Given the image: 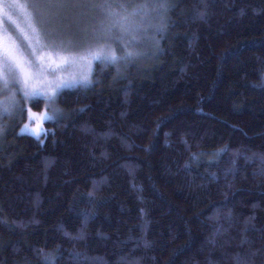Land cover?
Returning <instances> with one entry per match:
<instances>
[{"label": "trees", "instance_id": "16d2710c", "mask_svg": "<svg viewBox=\"0 0 264 264\" xmlns=\"http://www.w3.org/2000/svg\"><path fill=\"white\" fill-rule=\"evenodd\" d=\"M167 2L40 137L25 104L0 131V264H264V0Z\"/></svg>", "mask_w": 264, "mask_h": 264}, {"label": "snow or ice", "instance_id": "6c2138e0", "mask_svg": "<svg viewBox=\"0 0 264 264\" xmlns=\"http://www.w3.org/2000/svg\"><path fill=\"white\" fill-rule=\"evenodd\" d=\"M170 7L174 5H170L167 0H150L142 4L118 3L115 0H12L7 4L9 21L16 10L32 9L29 18L37 26L30 23L32 38L25 35L23 40L26 44H17L11 36H4L3 20L0 19V85L9 92L11 86H18L24 99L43 95L49 100L65 87H87L91 82L90 72L79 79L73 77L71 80H64L63 77H58L55 83L46 81V90L38 89L36 84L44 79L45 69L55 75L61 65H67L75 59L86 63L90 69L96 62L104 66L128 63L137 55L130 49L138 42L137 37L148 31L145 24L152 14L162 18ZM3 11V0H0V12ZM200 15L203 17L204 13ZM160 31L162 27L157 28L158 34ZM44 37H50L54 47L57 46V40L59 47L67 44L64 51L69 55L59 52L38 55L35 45L40 44ZM113 44L119 45L122 54L117 53ZM14 97L15 93H12V106L19 107V102ZM20 110L24 111L23 108ZM27 111L29 121L36 123V128L32 129L36 134L43 130L45 120L52 119L46 111ZM4 113L11 115L8 106L0 103V114ZM41 253L43 255V250ZM44 259L47 261L48 257L45 256Z\"/></svg>", "mask_w": 264, "mask_h": 264}, {"label": "rangeland", "instance_id": "374dc122", "mask_svg": "<svg viewBox=\"0 0 264 264\" xmlns=\"http://www.w3.org/2000/svg\"><path fill=\"white\" fill-rule=\"evenodd\" d=\"M11 2H12V0H3L4 11L0 12V19L3 20V34L6 38L8 36H11L12 39L17 44H26V42L23 40V37L26 35L30 39L32 38V31H31V28L29 27V24L32 23L33 26H37L35 24V21L30 20V18H29V13H31L33 10L32 9H28L27 11L16 10L12 14L11 21H9L8 13H7V4L11 3ZM115 2L131 3V2H128L127 0H115ZM132 4H134V3H132ZM158 17L159 16H157L155 13L152 14V16L149 18V22H147L145 24V27L148 29V31L137 37L138 42L136 44L142 43V46H144L143 48H145L147 46V43L149 42L148 40L151 38V35H149V33L152 32V30L155 33L157 31V28H161V26H159V18ZM55 44L57 45L56 47H54L53 41L50 37L41 38L40 44L35 45V47L37 49V54L38 55H45V54H56L57 52H59L60 54H63V55H69V53L67 51H64V49L68 47L67 44L63 45L62 47H59L58 46L59 40H57L55 42ZM113 47L116 48V50H118V49L120 50V47L117 44H113ZM139 48H142V47H137V45H135L130 50L135 51V53H137V52H139ZM117 53H118V51H117ZM57 59H58V57H57ZM45 63H47V60L45 61ZM95 64L96 63H94L90 69L86 63L81 62L78 59H75L74 62H70L67 65H61L60 68L55 72V75H53L51 72H49L47 69H45L44 73H43L44 79L39 80L37 82L36 86L38 89L46 90L47 89L46 81H52L53 83H55V81L58 77H63L64 80H71L73 77H76L77 79H79L82 75L89 74V72H90V81H91L92 73H93V70L95 68ZM73 87H75V86H73ZM65 88H67V87H65ZM61 90L62 89L58 90V93ZM12 93H15L14 98L16 101L19 102V107H13L12 106ZM58 93H57V95H58ZM56 97L49 100L47 97H45L43 95L40 96V98L45 99V104H44V107L41 111H36L29 105L30 100L33 98H36V97L24 99L22 92L18 91V86H11V92H9L8 90L4 89L2 85H0V103L8 106L9 112L11 113V115H9L7 113L0 114V128H2V130H3L8 125H10L13 121H15L21 117L22 112L20 109L23 108V104H25L27 106V109H31L32 112H34V113H43L46 111L48 113V115L50 117H52V119L56 118L57 116L61 115L63 112L56 102ZM45 121L42 124L43 130L39 131V134H36L32 131V129L36 128V123L34 121L30 122L29 118L22 125L20 131L25 132V133H30L32 135L40 137L45 132ZM25 125H28V127L25 128Z\"/></svg>", "mask_w": 264, "mask_h": 264}]
</instances>
